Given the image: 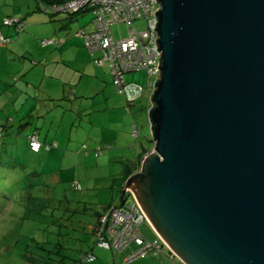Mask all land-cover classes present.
I'll return each instance as SVG.
<instances>
[{"label":"water","instance_id":"water-1","mask_svg":"<svg viewBox=\"0 0 264 264\" xmlns=\"http://www.w3.org/2000/svg\"><path fill=\"white\" fill-rule=\"evenodd\" d=\"M156 1L154 146L122 197L183 264H264V0Z\"/></svg>","mask_w":264,"mask_h":264},{"label":"rangeland","instance_id":"rangeland-1","mask_svg":"<svg viewBox=\"0 0 264 264\" xmlns=\"http://www.w3.org/2000/svg\"><path fill=\"white\" fill-rule=\"evenodd\" d=\"M2 1L0 0V2ZM9 1L16 4L18 12L19 10L26 12L28 9L38 11L36 2L39 0ZM12 11L13 6L0 3V23L7 18H12ZM40 14L42 13H35L36 21L40 19ZM44 14L42 24L47 26L51 33L45 31L43 35L36 36L38 40L36 42L41 43L42 39L48 40V38L56 40L59 47L55 45L53 53L55 56L59 54L60 58L62 55L58 49L63 44L72 48L75 40L71 37L82 28V24L93 19V13L90 11L74 17L64 11H59L55 15L45 12ZM147 23L148 21L142 18L136 20V30L141 32L147 27ZM2 27H13L17 30L14 25H3ZM113 34L117 39L128 37L129 27L125 23L114 25ZM16 41L18 40H14L13 44ZM31 43L33 42L29 39H26L25 42L20 41L19 44H15L16 49H24L27 45L33 49L34 46L31 47ZM49 50L50 48L41 51L44 55L40 57H38L40 51H37L35 61L27 59L28 62L25 64L14 60L9 66L6 65V70H8L6 72H10V66L12 71L17 67L22 70L19 74L16 73L13 75L14 77H11L10 82L14 86H8L6 92L0 94V103L3 105L0 104V127L9 120V115L12 119L18 115L14 122L10 121L5 133L0 136V141L3 144L7 137L12 138L11 135L5 136V134H8L7 131H10L11 134L16 133L21 121L31 120L32 122L28 125L29 128L26 127L27 130H22L17 134L18 144L16 147L8 146L7 152L12 155L11 157L2 155L0 148V163H6L5 168L3 167L4 170H1L0 167V264H22L20 255L24 251L23 247L29 245L33 249L31 251H34L35 240L44 234L45 237L49 235L52 243L50 245L47 243V247L57 249L56 245L61 238L62 245L69 248V250H64V253L70 254L72 257L78 256L80 250L91 251L93 249L99 257L100 264H114V262L116 264H147L146 262L162 264L165 256L160 253L125 263V257L135 246L127 247L123 251L102 249L95 245L96 236L91 232L92 226L97 223L94 211H102L106 204H112L120 199L123 180L117 181L116 178L124 173L128 163L135 168L140 153L151 150L154 146L150 138L151 126L146 109L147 96L144 95L137 99L136 105L132 106V113H128L126 110L127 98L116 89L112 81V69L109 62L105 65H98L94 55L89 51L90 63L94 67H99V70L89 66L81 71L76 61L69 60L68 56L72 55L73 51H68V56L65 57L69 60L68 63L61 61L60 64L58 63L59 66H56L57 64L52 63L49 56L46 57ZM66 65H70L71 68L66 69ZM23 69L24 71L28 70L25 75ZM54 70L58 73L57 75H54ZM83 71L86 74L82 75ZM6 72L0 74L2 78L9 80V73ZM45 72L48 73L46 77L44 76ZM98 72H100L99 77H95ZM126 79L147 87L148 75L146 71L128 73ZM77 80L81 82L79 87ZM102 82L108 83V85L103 86ZM31 83L38 84L33 87ZM97 85L103 86L101 87L103 91L97 92L96 90V96L75 98L74 93L78 88L80 91L88 92L94 90ZM16 87H20V89L17 90ZM53 91L57 95H50V92ZM76 94L82 96L79 91ZM52 96L60 100L55 99L54 101ZM37 110H41V112ZM33 111H35L34 115L29 116ZM20 115L29 117L20 120ZM40 115L41 117L38 119ZM135 122L141 130L140 136L135 135L131 128L129 134L122 133V136L110 129L116 125L122 129L124 123H128L132 127ZM35 128L42 141L52 144L56 140V147L48 151L42 149L38 154L33 153L29 148L26 136ZM106 133H108V137H106ZM113 133L117 134V139L113 137ZM111 138L115 141L112 142L110 148L104 149L105 154L97 157L94 150L99 145H103L105 148L106 142H110ZM9 159L17 166L14 165L10 168V164H7ZM73 165H76L75 168L67 169ZM8 167L10 170H7ZM36 171L39 174L43 173L42 177L52 185L54 200L50 198V193L42 184L43 178L33 174ZM76 172L78 173L76 174ZM71 175L74 180H81L84 187L82 191H71V180H69ZM31 182L34 186L23 187L27 184L30 185ZM127 192L130 191L127 190ZM66 194L68 196L65 197ZM128 197L130 201L133 200V197ZM7 198H11V202H7ZM41 217L45 218L43 223L39 222ZM141 228L147 239L158 238L150 223L142 224ZM45 241L48 242L47 239ZM176 261L180 262L179 259ZM165 264H172V262L168 258Z\"/></svg>","mask_w":264,"mask_h":264},{"label":"built area","instance_id":"built-area-1","mask_svg":"<svg viewBox=\"0 0 264 264\" xmlns=\"http://www.w3.org/2000/svg\"><path fill=\"white\" fill-rule=\"evenodd\" d=\"M69 2L54 6V10L67 13H77L83 11L94 12V31L86 33L80 30L79 35L86 39L87 47L90 48L98 65L109 62L112 69L113 83L118 92L124 94L127 101H132L143 93V88L137 83H129L126 74L148 70V73L155 77L153 90L158 77L161 74L162 53L158 44L159 32L156 29L158 21L155 11L160 5L156 0H68ZM144 18L148 25L144 30L138 32L135 28V21ZM6 25L19 24L20 19L7 18ZM119 23H126L129 26V36L116 39L112 32V26ZM20 26V25H19ZM8 41L4 38L0 29V43ZM52 39L44 40L43 45L52 43ZM154 92V91H153ZM31 146L34 151H38L42 142L34 133L31 136ZM131 193V192H130ZM132 194V193H131ZM135 206L116 207L113 206L109 215L112 224L108 227V232L113 237L111 244L119 249H126L129 243L145 244L143 234L139 224L146 219L143 209L135 200ZM109 215H107L109 217ZM105 217L104 220L109 218ZM152 243L157 244L156 241ZM108 242L103 245L111 246ZM151 244L139 248L137 251L128 254L127 260L133 261L140 255L146 253V249ZM93 256H88V261H92Z\"/></svg>","mask_w":264,"mask_h":264},{"label":"trees","instance_id":"trees-1","mask_svg":"<svg viewBox=\"0 0 264 264\" xmlns=\"http://www.w3.org/2000/svg\"><path fill=\"white\" fill-rule=\"evenodd\" d=\"M45 1H47V2H49V4H45V3H42L41 2V0H39V1H37V9H38V11L39 10H41V11H46V14H50V15H55L56 13H58V12H56L55 10H54V6H58L59 4H63V3H67V2H69L68 0H45ZM35 10V9H34ZM50 12H52V13H54V14H52V13H50ZM84 12H88V11H81V12H77V13H68L69 15H71V17H74V16H77V15H82ZM93 13V19H92V23H93V20H94V17H95V14H94V12H92ZM13 18H17V19H20V23L19 24H15V23H13L12 25H14L15 27H17V30H16V33H18V34H20V33H24V31H25V29L27 28V23L25 22V18L24 19H22V18H19V17H16V16H13ZM142 19H144V18H142ZM6 20V19H5ZM5 20H4V22H5ZM144 20H146V19H144ZM147 21V20H146ZM3 22V25H6L5 23ZM120 24V23H119ZM126 24V23H125ZM148 24V23H147ZM12 25H7V26H12ZM20 25V26H19ZM114 26V25H113ZM113 26H112V32H113ZM128 26V25H127ZM129 27V26H128ZM94 28H95V25H94ZM0 29L2 30V28L0 27ZM80 30H83V28H81ZM79 30V31H80ZM79 31H77V34L79 35ZM93 31H94V29H93ZM93 31H87L86 30V33H91V32H93ZM2 33H3V30H2ZM3 36H4V38H6V39H8V41H5L4 43H11L12 42V39H10V37H8V36H6L4 33H3ZM80 36V35H79ZM82 37V36H81ZM114 37H115V35H114ZM83 39H84V44H85V46L87 47V44H86V39H85V37L83 36L82 37ZM116 38V37H115ZM49 39V38H48ZM51 39V38H50ZM117 39V38H116ZM53 41H52V43H48V45H56L57 47H59L58 46V42L56 41V40H54V39H52ZM43 41L44 40H41V43L40 44H42V46H48V45H43ZM88 49H89V51H91L90 50V48L89 47H87ZM33 60V59H32ZM33 61H35V60H33ZM37 63V62H36ZM106 64V63H105ZM104 64V65H105ZM139 71H146L147 72V75H148V83H147V87L145 88L144 86H142L140 83H138V82H136V81H131V82H134V83H137L138 85H140L142 88H143V93L141 94V95H139L137 98H135L133 101H132V103H130V102H128L127 101V107H126V110L128 111V113H132V106H135L136 105V100L137 99H139V98H142V97H144V95H146L147 96V107H146V109H147V111L153 106V103L151 102V97H152V93H153V84L155 83V75L154 76H152V75H150L149 73H148V70H146V69H142V70H139ZM127 80V79H126ZM131 82H129V83H131ZM153 83V84H152ZM70 94H72V93H70ZM72 96H73V94H72ZM69 97H70V95H69ZM8 122H6L4 125H1V127H0V136H3V134L5 133V130H6V127L10 124V120H7ZM30 122H32L31 120L30 121H28V123L26 122V123H20V125H19V129H17V132L15 133V132H13V134H11V132L10 131H7L8 132V134H5V136H9V135H11L12 136V138H10V137H7L4 141H3V144H2V141H0V148H1V153H2V155H4V156H6V155H8V156H12V155H10V154H8V152H7V148H8V146L9 147H16V144H18L17 143V139H16V137H17V134H19V133H21V131L22 130H27L29 127H28V125L30 124ZM26 127H28V128H26ZM130 127H131V125H130ZM133 129H134V134L135 135H140L141 134V130H140V128L138 127V125H137V123L135 122L134 124H133ZM132 127H131V130L133 131V129H132ZM36 134L38 137H39V141L40 142H42V146H41V148L38 150V151H34L33 149H32V146H31V136H33V134ZM27 143H28V145H29V148H30V150L33 152V153H36V154H38V153H40L41 152V150L42 149H46L47 151L48 150H51L53 147H56V144H57V142H54L53 141V143L52 144H48L47 142H45V141H42L41 139H40V135H39V132L36 130V128L35 129H32L28 134H27ZM113 141H115V139H111V141L110 142H106L107 144H106V146H105V148H103L104 146L103 145H99L95 150H94V152H96V156L97 157H100V155L101 154H105V151H104V149L105 150H107V149H109L110 148V145L112 144V142ZM83 149V148H82ZM146 151H148V150H146ZM146 151L145 152H141L140 153V157H139V159H138V163L136 164V166H135V168L133 167V166H131L129 163L127 164V166L125 167V171H124V173H122L119 177H117L116 178V180L118 181V180H120V179H122L123 180V185H122V188H121V191H120V199L118 200V201H116V202H114V203H112V204H106L104 207H103V209H102V211H99V210H96V211H94V214L96 215V224H94L93 226H92V229H91V232L92 233H94V235L96 236V243H95V245L97 246V247H99V248H105V249H108V250H112V251H115V250H119V251H123V250H125V249H119V248H117V247H115V246H113L112 244H111V242H112V240H113V237L111 236V234L108 232V227L112 224V218H111V216L109 215V213H110V211L112 210V208H113V206H116V207H123V208H125V207H132V206H135L136 204H135V198L133 197V195L129 192H126V194H125V196H124V198L122 197L123 196V191H124V188H125V183L127 182V180L131 177V176H133L134 174H135V172L136 171H138L139 169H140V165H141V158L144 156V154L146 153ZM18 152V151H17ZM46 158H47V161H49L48 160V156H46ZM6 163H4V162H1L0 163V167H1V170L3 169V167H4V165H5ZM7 164H10L9 165V167L11 168L12 166H17V164H14L13 163V161H11L10 159L7 161ZM75 166L76 165H73V166H70L69 168H67V169H72V168H75ZM7 167V166H6ZM7 168V170H10V168ZM20 167V166H19ZM5 168V167H4ZM4 170V169H3ZM6 170V171H7ZM77 171H78V168H77ZM54 172H57V171H54ZM51 173H53V172H51ZM78 172H76V174H77ZM35 176H40L41 178H43V182H42V184L45 186V188L47 189V192H49L50 194H49V196H50V198L52 199V200H54L55 199V196H54V193H53V189H51V188H53L52 187V185L51 184H49V183H47V180H45V178L44 177H42V174H39V173H37V171L36 172H34L33 173ZM73 175V174H72ZM72 175H71V177H72ZM69 178V180H71L70 181V183H71V191L72 192H78V191H82V189L84 188L83 187V185H82V182H81V180H74V177H72V178ZM29 186L31 187V186H34V184H33V182H31V184L30 185H25V186H23L24 188L25 187H27V188H29ZM48 194V193H47ZM66 196H68L67 194L65 195V197ZM128 196H130V197H133V200L132 201H130L129 200V197ZM10 199L11 198H7V202L8 201H10ZM6 200V199H5ZM123 201H124V203H123ZM11 202V201H10ZM82 202V201H81ZM86 209H89V208H86ZM107 215H109V217L107 216ZM105 217H108L109 219L107 220H104V218ZM44 219L45 218H39V222H42L43 223V221H44ZM66 220V219H65ZM144 223H149L148 222V220H144L143 222H141L140 224H139V228H140V231L142 232V234H143V239H144V243L145 244H143V245H141V244H139V243H136V242H133V243H129V245L127 246V247H132V246H135V248L130 252V253H132V252H135V251H137L139 248H141V247H144V246H146L147 244H151L150 245V247H148L147 249H146V253L144 254V255H140L139 256V258H143V257H147V256H150V255H155V254H165V255H167V257L169 258V260L172 262V264H183L181 261L180 262H177L176 261V259H178L177 258V256L174 254V253H172L169 249H168V247L166 246V244L164 243V242H162L160 239H159V237L158 238H155V239H147V237H146V234H145V232L142 230V224H144ZM86 230V229H85ZM46 235L44 234V235H42V236H40V237H38L36 240H35V243L34 244H36V245H34V251H31V250H33L32 248H30V246L29 245H26V246H24L23 248H24V251L22 252V254L20 255V257L22 258L21 260H22V264H100L99 263V257L96 255V253H95V251L92 249L91 251H84V250H80V251H78V256H76V257H72L70 254L68 255V254H65L64 253V250H69V248H66L65 246H63L62 245V243H61V238H59V243H57V249L55 248V250L52 248V247H50V246H48L47 247V243H48V245H50V244H52L51 243V241H50V237H49V235H48V237H45ZM47 239V241L48 242H46L45 240ZM153 241H156L157 242V244H154V243H152ZM104 242H108L109 244H111V246H106V245H103V243ZM54 244V243H53ZM51 248V249H50ZM127 249V248H126ZM130 253H128V254H130ZM128 254H127V256H128ZM88 256H93L94 257V259H92V261H88ZM127 256L125 257L126 259H125V263H129V262H132V261H128L127 260ZM139 258H137V259H135V260H139ZM115 260V259H114ZM113 260V261H114ZM135 260H133V261H135ZM109 264V263H108ZM114 264H116V262H114Z\"/></svg>","mask_w":264,"mask_h":264},{"label":"crops","instance_id":"crops-1","mask_svg":"<svg viewBox=\"0 0 264 264\" xmlns=\"http://www.w3.org/2000/svg\"><path fill=\"white\" fill-rule=\"evenodd\" d=\"M41 2L42 3H45V4H49V2H47V1H43V0H41ZM2 5H7V6H13V11H12V15L13 16H16V17H19V18H22V19H24L25 18V22L27 23L26 25H27V28L25 29V31H24V33H20V34H18V33H16V30L13 28V27H11V28H9V27H7V28H4V27H2L3 26V21L0 23V27L2 28V30H3V33L6 35V36H8V37H10V39H12V42L11 43H4V42H1L0 43V73H3V72H6V71H8V70H6V65L8 64V66H9V64H11L12 63V61H14V60H16V61H19V62H22V63H27L28 61H26L27 59H33V60H35V57H37L36 56V52L37 51H40V53H39V55H38V57H40V56H43L44 54L41 52V51H43V50H48V48H50V50H49V53L46 55V57H48L49 56V58H51L52 59V63H56L57 65L56 66H59V64L61 63V61H66L67 63L69 62V60H74V61H76L77 63H78V67L79 68H81L80 70L82 71V69L84 70V69H86L87 67H89V66H91V67H93L95 70L96 69H98L99 67H94V66H92V64L90 63V60H89V57H90V52H89V49L85 46V44H84V39L81 37V36H79L78 34H77V32L74 34V36L73 37H71V39H74L75 41H74V43L72 44V48H68L67 47V44L64 46V44H63V46L62 47H60V49H58L59 51H60V54L62 55L61 56V58H60V55L58 54V55H56L55 56V54L53 53L54 51H55V49H53V47H54V45H48V46H42V44H39L40 42H36V40H37V37L36 36H41V35H43V32H45V31H47V32H49V34L51 33V30L49 31L48 30V27L47 26H43L44 24H42L43 23V21H44V17H43V14H44V12L46 13V11H41V10H39V11H33V10H31V9H28V10H26V12H22V11H20L19 10V12L17 11L18 10V7L16 6V4L13 2V1H9V0H3L2 2H0ZM37 3V2H36ZM50 5V4H49ZM35 13H42V14H40V19L39 20H37L36 21V19H34V17H35ZM45 15V14H44ZM8 17H11V15H8ZM50 21H51V19H50ZM38 22H40V23H38ZM82 28L86 31H93V29H94V25L92 24V21H87V22H85L84 24H82ZM26 39H29V40H31L33 43H31V47L32 46H34V48L33 49H31L30 48V46L29 45H27L26 46V48H24V49H16L17 48V46L15 45V44H19V42L20 41H26ZM50 39V38H49ZM14 40H18V41H16L15 42V44H13V41ZM20 40V41H19ZM43 40V39H42ZM38 41V40H37ZM36 42V43H35ZM69 42V41H68ZM67 42V43H68ZM75 48V49H74ZM31 49V50H30ZM68 51H73L72 52V55H70V56H68ZM67 53V54H66ZM66 56H68L69 57V60L68 59H65V57ZM48 58V59H49ZM47 59V61H49ZM59 63V64H58ZM67 66V68L66 69H70L71 68V66L70 65H66ZM11 67V66H10ZM10 67H9V71L10 72H6V73H9V80H7V79H5V78H2V76H1V74H0V94L2 93V92H6V90H7V87L8 86H14L10 81H11V77L14 75V74H16V73H18L19 74V72H20V70H22V69H20V67H17V69L16 70H14V71H12L11 69H10ZM22 68V67H21ZM78 68V69H79ZM64 69V68H63ZM63 69H61V70H63ZM61 70H60V72H61ZM99 70V69H98ZM23 71H24V69H23ZM28 70L26 69L25 71H24V75L26 74V72H27ZM40 71V70H39ZM54 72V75H57L58 73L56 72V70H54L53 71ZM99 73L100 72H98V74H96L95 75V77H99ZM47 72H45L44 73V76L46 77L47 76ZM84 74H86L85 73V71H83L82 72V75H84ZM23 75V76H24ZM14 77V76H13ZM18 79V78H17ZM100 82V81H99ZM10 83V84H9ZM81 82L79 81V80H77V85H78V87H79V84H80ZM103 83V82H102ZM36 84H38V83H36ZM36 84H32L31 83V85L34 87ZM108 85V83L107 84H104L103 83V86H107ZM103 86H98L97 85V87L94 89V88H91V89H94V90H91V91H88V92H83V91H80L79 90V88L77 89V91L74 93L75 94V98H77V97H79V98H81V97H85V96H92V97H94V96H96V94L97 93H95V91L97 90V92H99V91H101L102 90V88L101 87H103ZM16 89L18 90V89H20V87H16ZM22 90V89H21ZM78 91H79V93L80 94H82V96L81 95H78V94H76V93H78ZM103 91V90H102ZM50 95H57L54 91L53 92H50ZM52 99H54V101H55V97H53L52 96ZM40 100V99H39ZM38 100V101H39ZM57 101H59L60 99H56ZM108 104H110L109 102H107ZM1 104V103H0ZM2 105V104H1ZM3 106V105H2ZM112 108H114V107H112ZM33 109V108H32ZM31 109V110H32ZM34 109H39V108H34ZM117 109H118V107H117ZM37 111H39V112H41V110H37ZM35 111H33L32 112V114H30L29 116H32V115H34L33 113H34ZM22 113V112H21ZM20 113V114H21ZM18 116V115H17ZM17 116H15V119H16V117ZM28 116V117H29ZM27 117V118H28ZM40 117H41V115L38 117V119H40ZM14 118V117H13ZM24 118H26V116H23V115H20V117H19V119L20 120H23ZM26 118V119H27ZM15 119H12V117H11V115H9V120L11 121V122H14L15 121ZM113 119V118H112ZM28 121H30V120H28ZM28 121H27V123H28ZM7 122V121H6ZM5 122V123H6ZM22 123H26V122H23V121H21ZM129 126V124L128 123H124L123 124V126H122V129H119V127L116 125L115 127H113V128H110V129H113V131H115L118 135H120V136H122L123 134L122 133H126V134H129V130H130V126ZM132 131V130H131ZM133 133H134V129H133V131H132ZM116 133H113V137L114 138H116L117 139V134ZM106 135V137H108V133H106L105 134ZM125 136V135H124ZM138 136H140V135H138ZM111 139H113V138H111ZM54 142H56V140L54 141ZM94 150V149H93ZM145 155V154H144ZM141 160H142V158H141ZM140 160V161H141ZM142 162V161H141ZM79 167V166H78ZM155 255H157V254H155ZM164 261H163V263L162 264H165L166 263V260H168V257H167V255H165L164 254ZM166 259V260H165ZM147 264H152V262H146Z\"/></svg>","mask_w":264,"mask_h":264}]
</instances>
